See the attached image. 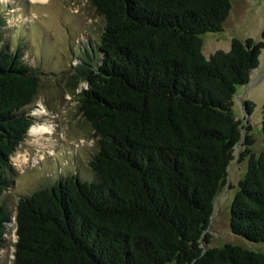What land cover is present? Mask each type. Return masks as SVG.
Wrapping results in <instances>:
<instances>
[{"label":"trees","instance_id":"16d2710c","mask_svg":"<svg viewBox=\"0 0 264 264\" xmlns=\"http://www.w3.org/2000/svg\"><path fill=\"white\" fill-rule=\"evenodd\" d=\"M89 1L103 27L66 87L97 136L93 178L71 173L19 198L12 264H264L259 250L206 246L215 195L242 140L249 160L230 230L264 242V112L255 156L233 111L263 42L233 38L204 56L201 35L222 30L230 0ZM23 53L0 44V196L40 85ZM243 104L252 111V101ZM10 217L0 202V251Z\"/></svg>","mask_w":264,"mask_h":264},{"label":"rangeland","instance_id":"374dc122","mask_svg":"<svg viewBox=\"0 0 264 264\" xmlns=\"http://www.w3.org/2000/svg\"><path fill=\"white\" fill-rule=\"evenodd\" d=\"M230 2L231 8L222 30L201 35V51L208 57L218 49L228 50L233 38L242 41L251 38L256 44L263 42L258 65L251 71L248 84L239 85L233 96L234 114L240 120L242 134L248 133L254 138L251 151L256 156L263 146L264 0ZM102 27L103 20L89 0H0V44L24 52L22 58L40 72L37 96L24 109L33 116L34 121L29 128L43 122L52 127L50 132L37 136L27 130L9 157V185L2 191L0 202L8 208L11 217L6 224V241L0 251V264H12L16 240L14 214L19 198L50 186L71 173H79L84 179L93 178L87 167L88 160L97 150V136L78 110L76 96L66 87V80L72 68L82 62L79 56L81 49L88 51V48L96 46ZM77 87L80 90L87 86L81 82ZM244 100L254 103L249 113L245 110ZM241 142L235 147L225 182L215 195L213 214L206 230L209 234L206 246L231 243L264 253V242H250L230 230L231 201L249 160V155L241 158L240 152L244 148ZM23 158L28 159L18 164Z\"/></svg>","mask_w":264,"mask_h":264},{"label":"bare ground","instance_id":"6f19581e","mask_svg":"<svg viewBox=\"0 0 264 264\" xmlns=\"http://www.w3.org/2000/svg\"><path fill=\"white\" fill-rule=\"evenodd\" d=\"M34 1H47V0H34ZM39 112V111H38ZM39 114H40V112H39ZM32 125V124H31ZM51 126H49L48 125V123L47 122H43V123H39V124H37V125H33V126H31L29 129H28V133L29 134H31V135H35V136H37L38 134H40V133H43V132H50V130H51ZM36 140V139H35ZM41 157H39V159H40ZM28 159V158H27ZM26 158H23V159H20L18 162V164H23L24 163V161H26L27 160Z\"/></svg>","mask_w":264,"mask_h":264},{"label":"water","instance_id":"95a60500","mask_svg":"<svg viewBox=\"0 0 264 264\" xmlns=\"http://www.w3.org/2000/svg\"><path fill=\"white\" fill-rule=\"evenodd\" d=\"M235 147H237V144H235Z\"/></svg>","mask_w":264,"mask_h":264}]
</instances>
